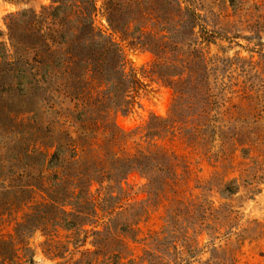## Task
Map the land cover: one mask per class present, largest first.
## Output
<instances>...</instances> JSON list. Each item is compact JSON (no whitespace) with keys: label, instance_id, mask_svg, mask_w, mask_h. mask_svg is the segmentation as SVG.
I'll list each match as a JSON object with an SVG mask.
<instances>
[{"label":"rangeland","instance_id":"374dc122","mask_svg":"<svg viewBox=\"0 0 264 264\" xmlns=\"http://www.w3.org/2000/svg\"><path fill=\"white\" fill-rule=\"evenodd\" d=\"M262 26L264 0H0V264H28L29 254L32 264H111L108 256L117 250L122 263L149 250L182 264H264V180L252 177L255 165L245 166L249 174L238 180L233 165L212 178V159H198L190 147L209 108L193 81L184 82L187 64H207L218 104L230 99L224 122L264 116V96L252 91L264 84ZM126 90L134 104L123 114L115 104ZM218 104L210 114L223 110ZM173 112L178 121L171 134L147 142L156 146L149 151L164 146L187 162L186 193L198 196L193 215L173 226L165 204L149 195L158 180L147 187L138 170L105 191L116 200L95 201L96 183L73 189L86 160L71 150L76 136L85 153L92 124L137 139L151 126L157 133ZM254 127L264 143L263 119ZM225 186L238 192L221 193ZM45 190L64 192L58 207L66 212L72 194L94 202L82 210L87 220L76 222V230L49 225L64 245L60 257L42 251L49 236L38 220L44 213L54 217L41 207ZM139 201H147L146 214L134 225L125 220L130 231L123 233L122 252L101 232L111 210ZM208 203L224 223L235 217L231 235L227 225L211 222L205 229L201 209Z\"/></svg>","mask_w":264,"mask_h":264},{"label":"trees","instance_id":"16d2710c","mask_svg":"<svg viewBox=\"0 0 264 264\" xmlns=\"http://www.w3.org/2000/svg\"><path fill=\"white\" fill-rule=\"evenodd\" d=\"M254 25H256V23ZM262 27L264 28V26ZM187 65L186 81L184 82L187 83L188 79L193 81L191 84L192 89H197L200 94L205 96L204 103L206 107L209 108L208 112L205 114L206 121H204L201 124V128L197 130L198 136L196 135V139H192V145H190L191 151L200 160L212 159L211 167L215 169L211 175L212 178H217L219 175L218 169L224 171L229 165H233V168H237L238 178L236 180H238L240 177L244 178L249 174L245 166L249 167V165H255L254 167H256V169L254 173L250 171L253 173L252 177L257 178V180H264V171L261 168V165L264 164V143L259 139L254 127L258 124L260 119H263L264 122V116L246 118L244 115H236L234 120L224 122V118L230 115L228 110L231 108L229 105L230 99L224 100L222 104H218L219 102L215 99V95L213 94V82H210L212 72L207 68V64H203L200 68H197L194 64H192V67H190L191 64ZM120 84L124 85L125 82L123 81ZM245 89L246 88H243V91H245ZM252 91L253 93L260 91L264 96V84L262 83L258 88H256V86L253 87ZM128 97V90H126L124 91V95L120 97L119 102L115 104L116 112L125 114L129 111L134 104V98L130 97L126 100ZM176 98L177 97H175L173 107L176 105ZM94 102L99 105L102 103V101L97 99H94ZM217 104L220 105L223 110L216 114L215 112L210 114L214 109V105L217 106ZM177 121V116L173 112L164 124L159 126L157 133H150L152 129H157L156 126H151L145 130L146 133L144 135L137 139L131 138L132 136L129 134L110 130L108 124L96 126V129L95 125L92 124L93 127L88 134L85 153L81 150L84 144L81 143L82 138L80 136H76L74 141H72L71 150L74 152V156L76 157L80 154L83 156L86 155V160L83 163L84 167L80 172L73 175V189L76 190L77 188H83L85 186L90 187L93 183H96L99 184L101 188L99 187L97 189L95 201L99 203L103 200L106 201V199L109 201L116 200L117 196H106L107 194H105V191L107 190L106 193H108L109 189L113 186H117L119 181L125 179L128 172L138 170L142 177L146 179L147 187L154 186V184H156V179L158 180V184L154 186L156 190L149 193V195L152 196L151 201H156L159 205L162 203L165 204L168 213L167 217L171 215V224L176 227L175 221H180L183 214H194V203L198 198V196H191L189 192L186 193L185 183L183 182L187 171L183 170L187 169L185 165L187 162L180 159L164 146L158 147V151H149V147L154 148L156 146L151 145L147 140L163 133L171 134L170 130L176 126L175 124ZM99 129L102 131L98 132ZM216 141L218 143L215 147L213 144ZM141 143H143L144 146H142ZM76 148L78 150L75 152ZM214 148H216V150L212 152ZM66 181L67 180H64L63 184ZM233 181L230 182L233 183ZM218 190L221 193L227 192L230 196L238 192V188L231 190L226 186L220 187ZM43 193L44 197L42 201L44 203L41 204V207L54 210V217L44 213L38 220V223L45 229L47 237L49 236V238L45 237L42 243V251L45 255L60 257L64 245L60 239H56L57 237H52V234H49L52 231L48 228L49 225L58 221L59 224L62 223L65 230H76V222L83 219L87 220V217L81 214L82 210L93 209L94 202L92 197L80 202L78 201L80 195H76L73 198L72 194V202L68 205L70 206V211L66 212L58 207V203H60L62 199L67 198V196H64L63 191L55 196V192L50 195L46 194L45 190ZM189 196L191 199H188ZM146 203L147 201L134 202L133 204L127 203V207L124 209L119 207L116 211L111 210L105 223L104 233L101 232L102 236H104L103 238L106 237L109 242H112L114 248L118 246L120 250L124 252L127 247L124 242L123 233L130 231L125 220H129L133 225L136 224L139 217L146 214L145 205H143ZM189 208L192 209V211H189ZM215 212L217 211L213 209L211 203H208V205L201 209L205 229L208 228V224L211 222L218 225L220 229L227 225L225 227V235H231L230 228H232L231 224H233L232 222L235 217H230L228 223H224L222 221L223 217H214ZM218 213L219 215L221 214L220 212ZM58 215L66 216L67 219H62L58 217ZM227 216L229 215H225L224 217L228 218ZM236 236L238 237L239 235L236 234ZM157 245L160 244L157 243ZM100 254L105 253L101 252ZM119 254L120 252L117 250L113 251L108 256L111 260V264H182L181 262H168L162 256L156 255L149 250H145L137 259L125 263L120 262L121 259ZM31 259L32 256L29 254L25 261L28 264H32ZM74 264H90V261H78ZM220 264L225 263L221 262Z\"/></svg>","mask_w":264,"mask_h":264}]
</instances>
